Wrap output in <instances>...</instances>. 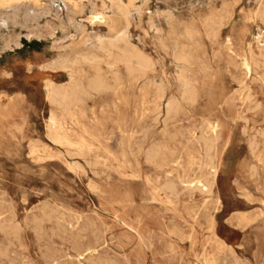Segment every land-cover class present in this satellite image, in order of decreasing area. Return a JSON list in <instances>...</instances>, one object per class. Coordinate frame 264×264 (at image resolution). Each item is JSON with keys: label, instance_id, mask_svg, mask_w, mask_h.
<instances>
[{"label": "rangeland", "instance_id": "374dc122", "mask_svg": "<svg viewBox=\"0 0 264 264\" xmlns=\"http://www.w3.org/2000/svg\"><path fill=\"white\" fill-rule=\"evenodd\" d=\"M39 2L32 0L29 18L10 14L0 21V264H264V21L258 16L264 0ZM93 9L106 11L111 24H91ZM121 35L153 62L147 75L130 77L123 63L100 51L104 39ZM66 57L74 68H61ZM97 70L111 86L120 77L122 86L88 89L84 115L66 118L68 139L84 141V148L57 145L47 123L61 110L47 99L45 83L62 88L78 78L87 85ZM153 144L171 151L168 162L147 160ZM218 149L213 193L191 189L189 181L209 171Z\"/></svg>", "mask_w": 264, "mask_h": 264}, {"label": "bare ground", "instance_id": "6f19581e", "mask_svg": "<svg viewBox=\"0 0 264 264\" xmlns=\"http://www.w3.org/2000/svg\"><path fill=\"white\" fill-rule=\"evenodd\" d=\"M72 1V0H71ZM35 2V1H34ZM113 2V1H112ZM161 2V1H160ZM40 2H39V0H38V4H39ZM73 3V2H72ZM71 3V4H72ZM77 3V2H76ZM78 3H79V1H78ZM120 4H122L121 2H119ZM34 4H36V3H34ZM44 4V3H43ZM64 4H65V6H66V10L68 11V12H71L72 11V9H71V6L72 5H70V2L69 1H66V2H64ZM103 4H104V2H103ZM45 5V4H44ZM89 5V4H88ZM91 5V4H90ZM35 6V5H34ZM43 6V5H42ZM106 6H108V5H106ZM123 6V5H122ZM73 7H74V5H73ZM125 7V6H124ZM39 8V7H38ZM44 8V7H43ZM51 8V7H50ZM92 8V7H91ZM103 8V7H102ZM259 8V7H258ZM82 9H84V8H82ZM104 9H105V7H104ZM112 9H114V8H112ZM49 10V9H48ZM119 10V9H118ZM140 10V9H139ZM34 8H33V4H32V0H0V21H2V22H5L6 20H7V17H8V15H10V14H12V15H18V14H20V13H24V15H25V17L26 18H29V16H33V14H34ZM56 11V10H55ZM109 11V10H108ZM115 11V10H114ZM114 11L112 10L111 11V13L113 12L114 13ZM127 11H129V10H127ZM162 12H164V11H162ZM120 17H123V18H127V13L128 12H126L125 11V9H123V10H120ZM141 13V12H140ZM144 13V12H143ZM56 14V13H55ZM129 15H131L130 13H129ZM128 15V16H129ZM159 15V14H158ZM157 15V16H158ZM207 15V14H206ZM59 16V15H58ZM112 16H114L113 14H112ZM118 16V15H117ZM141 16V15H140ZM201 16H204V15H201ZM258 16L261 18V20L262 21H264V8L262 9V10H260V11H258ZM143 17V16H142ZM215 17V16H214ZM69 18V17H68ZM204 18V17H203ZM210 17H208V19H209ZM217 18V17H216ZM10 19V18H9ZM67 19V18H66ZM89 19H90V23L91 24H96V25H101V24H103L104 26H106L107 24H111V22L109 23V21H110V16H108L107 14H106V11H96L95 9H93V11H92V14L90 15V17H89ZM114 19V18H113ZM125 19H123V20H125ZM131 20V19H130ZM224 20V19H223ZM61 21V20H60ZM72 21H73V19H72ZM82 21V20H81ZM191 21V20H190ZM201 21V20H200ZM209 21V20H208ZM207 21V22H208ZM14 22V21H13ZM69 22V21H68ZM170 22V21H169ZM205 22V21H204ZM206 22V23H207ZM116 23V22H115ZM127 23H130L129 21H127ZM126 23V24H127ZM175 23V22H174ZM214 23V22H213ZM212 22H211V24H213ZM202 24V23H201ZM217 24V23H216ZM16 25V24H15ZM14 25V26H15ZM69 25V24H68ZM118 25V24H117ZM190 25V24H189ZM131 26V25H130ZM210 26V25H209ZM224 26V25H223ZM77 27H79V26H77ZM2 28V27H1ZM107 28V27H106ZM125 28H128V25H127V27H125ZM130 28V27H129ZM151 28V27H150ZM210 28V27H209ZM222 28V27H221ZM152 29V28H151ZM155 29V28H154ZM186 29H187V27H186ZM189 29V28H188ZM188 29H187V31H188ZM64 30V29H63ZM85 30V29H84ZM120 30V29H119ZM128 30V29H127ZM126 30V31H127ZM158 30V29H157ZM174 30V29H173ZM211 30V29H210ZM83 31V30H82ZM159 31V30H158ZM161 31H162V29H161ZM176 31V30H175ZM120 32V31H119ZM185 32V31H184ZM189 32V31H188ZM118 33V32H117ZM163 33V32H162ZM210 34H211V32H209ZM119 34V33H118ZM155 34H156V32H155ZM161 34V33H160ZM187 34V33H186ZM190 34L192 35V33H191V30H190ZM197 34V33H196ZM31 35V34H30ZM109 36H110V34H108ZM107 35V36H108ZM122 35H124V34H122ZM121 35V36H122ZM199 35V34H198ZM118 36V35H117ZM119 36V38H115L116 40L114 41H110L109 42V40H108V42H107V44H104V42L106 41L105 39V41L103 42H99L100 44H98V45H100V51L102 50H104V51H106L107 53H108V55L107 54H105V56L107 55V57L108 56H112V58L114 57V60H115V62H113V63H123V65H125V69H126V72H127V74L130 76V77H133V78H138L139 76H145V74H146V72H147V70L149 71H151V68H150V66L152 65H150V63L152 62H150V60H148L147 58H149L148 56L147 57H145L142 53H140L138 50H137V48H129L128 47V44H127V42H126V38L124 39V37L122 36ZM124 36H126V34L124 35ZM128 36V35H127ZM216 36V35H215ZM214 36V37H215ZM91 37H93V36H91ZM99 37V36H98ZM168 37V36H167ZM189 37H190V35H189ZM192 37V36H191ZM206 37V36H205ZM96 38V37H95ZM112 38V37H111ZM208 38V37H207ZM166 39H168V38H166ZM179 39V38H178ZM181 39H183L182 37H181ZM186 39V38H185ZM190 40H191V38H189ZM68 40V39H67ZM97 40V39H96ZM112 40V39H111ZM129 39H127V41H128ZM175 40V39H174ZM214 40H215V38H214ZM93 41H94V39H93ZM171 41V40H170ZM173 41V40H172ZM171 41V42H172ZM188 41V40H187ZM218 41V40H217ZM87 42H89V41H87ZM122 42H124V46L123 45H121V46H119L118 45V43H122ZM156 42H157V40H156ZM160 42H161V40H160ZM168 42V41H167ZM174 42H176V41H174ZM198 42V41H197ZM196 42V43H197ZM94 43V42H93ZM158 44H159V40H158V42H157ZM166 43V42H165ZM170 43V42H169ZM177 43V42H176ZM258 43V42H257ZM52 44H54V42L52 43ZM85 44V43H84ZM90 44H92V43H90ZM171 44V43H170ZM173 45H174V43H172ZM63 45V44H62ZM92 45H94V44H92ZM161 45H162V43H161ZM183 45V44H182ZM189 45V44H188ZM217 45H218V42H217ZM83 46V45H82ZM133 46V45H132ZM164 46V45H163ZM172 46V45H171ZM263 46V45H262ZM87 47V46H86ZM126 47H128V48H126ZM186 47V46H185ZM219 47V46H218ZM82 48V50H83V47H81ZM81 48L80 49H78V51L79 50H81ZM88 48V47H87ZM162 48V47H161ZM165 48V47H164ZM167 48V47H166ZM163 49L164 51L165 50H167L168 51V48L167 49ZM184 48V47H183ZM91 49V48H90ZM173 49V48H172ZM86 50V49H85ZM92 50H95V49H92ZM91 50V51H92ZM163 50H162V52H163ZM183 50V49H182ZM250 50H252V49H250ZM86 51H88V50H86ZM97 51H99V50H97ZM68 52V51H67ZM84 52V51H83ZM182 52V51H181ZM261 52V51H260ZM71 53V52H70ZM78 53V52H77ZM94 53V52H93ZM92 53V54H93ZM105 53V52H104ZM165 53V52H164ZM184 53H185V51H184ZM251 53V52H250ZM253 53V52H252ZM251 53V54H252ZM75 54V53H74ZM83 54H85V53H83ZM88 54V53H87ZM91 54V53H90ZM101 54V53H100ZM182 54V53H181ZM197 54V53H196ZM195 54V55H196ZM250 54V55H251ZM81 55V54H80ZM260 55V54H259ZM262 55V54H261ZM83 56V55H82ZM91 56V55H90ZM93 56H95V54L93 55ZM92 56V57H93ZM197 56V55H196ZM256 56L257 55H255V58H256ZM62 57V56H61ZM84 57V56H83ZM86 57V56H85ZM92 57H90V58H92ZM104 57V56H103ZM247 57V56H246ZM258 58H259V56H257ZM59 58V57H58ZM67 58V57H66ZM63 59L62 58V60H60L58 63L59 64H61L62 63V67L61 68H67V69H71L73 66L72 65H70L69 63H71L68 59L70 58H67V59ZM95 58H96V56H95ZM105 58V57H104ZM263 58H264V56H263ZM75 59H77V58H75ZM79 59H81V58H78V60ZM87 59H89V58H87ZM86 59V60H87ZM150 59V58H149ZM176 59V58H175ZM177 59H179V58H177ZM176 59V60H177ZM181 59H182V61H185V62H188L189 61V59L190 58H188V56H186V54H184V55H181ZM199 59V58H198ZM78 60H77V62H78ZM89 60H91V59H89ZM92 60H94V57H93V59ZM91 60V61H92ZM96 60V59H95ZM104 60V59H103ZM108 60H111L110 58L108 59ZM83 61V60H82ZM90 61V62H91ZM107 61V60H106ZM179 61V60H178ZM191 61H192V59H191ZM257 61V60H256ZM76 62V61H75ZM80 62H81V60H80ZM85 62V61H84ZM89 62V63H90ZM177 62V61H176ZM201 62H203L202 60H201ZM238 62V61H237ZM74 63V62H73ZM88 62H86V64H87ZM93 63H94V61H93ZM93 63H92V65H93ZM112 63V64H113ZM153 63V62H152ZM179 63H180V61H179ZM261 63V62H260ZM52 64V63H51ZM58 64V65H59ZM79 64V67H80V63H78ZM78 64H77V66H78ZM91 64V63H90ZM111 64V65H112ZM188 64V63H187ZM50 65V64H49ZM89 65V64H88ZM92 65H91V67H92ZM111 65H109V66H111ZM153 65H155V64H153ZM195 65V64H194ZM194 65L192 66V67H194ZM203 65V64H202ZM234 65V64H233ZM239 65V64H238ZM264 65V64H263ZM76 66V65H75ZM83 66V65H82ZM99 66H100V64H99ZM105 66V65H104ZM115 66V65H114ZM199 66V65H198ZM200 66H201V64H200ZM207 66V65H206ZM243 66L244 67H246V69L247 70H250V62H249V60H247V58L246 59H244V61H243ZM262 66V65H261ZM47 67H49V66H47ZM52 67H53V65H52ZM51 67V68H52ZM90 67V66H89ZM93 67H95V66H93ZM152 67V66H151ZM183 67H185V66H183ZM188 67H189V64H188ZM202 67H204V66H202ZM263 67V66H262ZM74 68V67H73ZM83 68V67H82ZM82 68H80V69H82ZM96 68H97V66H96ZM95 68V69H96ZM98 68H100V67H98ZM97 68V69H98ZM106 68V67H105ZM150 68V69H149ZM198 68V67H197ZM208 68V67H207ZM206 68V69H207ZM261 68V67H260ZM45 69H47V68H45ZM50 69V68H49ZM55 69H56V67H55ZM55 69H50V70H55ZM58 70H59V68H57ZM94 69V70H95ZM190 69V68H189ZM195 69V68H194ZM203 69V68H202ZM205 69V70H206ZM257 69V68H256ZM49 70V71H50ZM88 70H90V68L88 69ZM116 70H117V68H116ZM152 70H153V67H152ZM188 70V69H187ZM57 71V70H56ZM65 71V70H64ZM75 71H83V70H75ZM74 71V72H75ZM91 71H93V69L91 70ZM98 71V70H97ZM101 72L103 71V70H100ZM190 71V70H189ZM229 71V70H228ZM254 71V70H253ZM73 72V73H74ZM94 72V71H93ZM92 72V73H93ZM181 72V75H183V74H186V73H183L182 71H180ZM185 72V71H184ZM198 72H199V70H198ZM197 72V73H198ZM201 72V71H200ZM103 73V72H102ZM119 73V72H118ZM183 73V74H182ZM86 74V73H85ZM94 74V73H93ZM189 74V73H188ZM77 75H79V73L77 74ZM106 75V74H105ZM116 75V74H115ZM114 75V76H115ZM118 75H120V73L118 74ZM123 75V74H122ZM147 75V74H146ZM180 75V76H181ZM190 75V74H189ZM188 75V76H189ZM253 75H255L254 74V72H253ZM257 75V74H256ZM107 76V75H106ZM113 76V75H112ZM117 76V75H116ZM179 76V77H180ZM109 77V76H108ZM178 77V78H179ZM185 77H186V75H185ZM245 77V76H244ZM263 77V76H262ZM182 78V77H181ZM264 78V77H263ZM85 79H86V77H85ZM109 79V78H108ZM185 79H187V78H185ZM214 79V78H213ZM73 80V79H72ZM179 80V79H178ZM188 80V79H187ZM122 81L123 80H121V78L120 77H117L116 79H115V83H114V85L113 86H111L108 82H107V80L100 74V72L98 71L97 72V74L95 75V77L92 79V80H88V84L86 85L84 82H83V79H78V78H75L73 81H72V83L69 85V86H67V87H62V88H60V87H57L56 85H54L53 83H51V82H49V81H47L46 83H45V91H46V96H47V99L50 101V103L51 104H54V105H56V106H58L59 107V109L61 110V116H58V115H56L53 111H52V113H51V117H50V119H49V121H48V123H47V136L49 137V139H51V141H53L54 143H56L57 145L58 144H66V145H72V146H74V147H77L78 149H83L84 148V145H85V142L84 141H81V142H79V143H77V144H72L71 143V141L68 139V134H69V129H68V127H67V122H66V118L67 117H69L71 120H73V118L75 117V115L76 114H81V115H84V100H83V98H84V96L87 94V92H88V89L90 90V91H93L94 90V93H96L95 91H102V90H107V89H117L118 87H120V86H122ZM149 81V80H148ZM185 81V80H184ZM110 82V81H109ZM151 82V81H150ZM179 82V81H178ZM192 82V81H191ZM190 82V83H191ZM196 82V81H195ZM239 82V81H238ZM152 83V82H151ZM163 83V82H162ZM182 83V82H181ZM189 83V82H188ZM197 83V82H196ZM195 83V84H196ZM246 83V82H245ZM183 84V83H182ZM185 84H187V81L185 82ZM184 84V85H185ZM251 84V83H250ZM253 84V83H252ZM183 85V86H184ZM197 85V84H196ZM160 86V85H159ZM187 86V85H186ZM156 87V86H155ZM158 87V86H157ZM156 87V88H157ZM188 87V86H187ZM186 88V87H185ZM245 88V87H244ZM158 89H160V88H158ZM158 89H156L157 91H160V90H158ZM187 89V88H186ZM161 90H163V89H161ZM196 90V89H195ZM166 91V90H165ZM243 91V90H242ZM252 91V90H251ZM250 91V92H251ZM97 92V93H98ZM162 92V91H161ZM160 92V93H161ZM190 92V94H189V96H190V98L192 99V97L195 95L193 92H191V91H189ZM195 92V91H194ZM253 92V91H252ZM156 93H158V92H156ZM242 93V92H241ZM239 95V94H238ZM195 97H197V96H195ZM247 97H249L248 95L246 96V98ZM250 98H252V97H250ZM46 99V100H47ZM249 99V98H248ZM253 99H255L254 97H253ZM163 100V99H162ZM177 100V99H176ZM193 100V99H192ZM194 101V100H193ZM192 101V102H193ZM201 101V100H200ZM245 101H246V99H245ZM250 101V100H249ZM187 102V101H186ZM191 102V101H190ZM196 102H197V100H196ZM252 103V102H251ZM255 103H256V101H255ZM196 104V103H195ZM168 105V104H167ZM259 105V104H258ZM23 106H24V104H23ZM170 106H172L171 104H169L168 105V108L170 107ZM192 106H193V104H192ZM256 106V105H255ZM261 106V105H260ZM259 106V107H260ZM173 107H175V108H177L176 106H174V102H173ZM257 107V106H256ZM258 107V108H259ZM165 108H167L166 106H165ZM171 109H172V112H173V108L172 107H170ZM174 108V109H175ZM251 108V107H250ZM253 108V107H252ZM22 109V108H21ZM162 110V108H159V110ZM171 109H168V110H171ZM160 110V111H161ZM256 110V109H255ZM259 110V109H258ZM27 111V110H26ZM166 111V110H165ZM247 111V110H246ZM50 112V111H49ZM167 112V111H166ZM176 112V111H175ZM253 112V111H252ZM26 114H27V112H26ZM166 114H168L169 115V112H167ZM165 114V115H166ZM171 114V113H170ZM28 115V114H27ZM167 115V116H168ZM161 116V115H160ZM166 116V118H168V117H170V116H168L167 117ZM28 117V116H27ZM243 117V116H242ZM76 118V117H75ZM159 118V117H158ZM176 118V117H175ZM160 119V118H159ZM158 119V120H159ZM169 119V118H168ZM24 120H25V118H24ZM21 121V120H20ZM157 121V120H156ZM167 121V120H166ZM181 121V120H180ZM26 122H27V120H26ZM74 122V121H73ZM155 122V121H154ZM153 122V123H154ZM170 122V121H169ZM27 124V123H26ZM157 124H158V122H157ZM164 124V123H163ZM203 125V124H202ZM210 127H211V125L210 124H208ZM27 126V125H26ZM167 127V126H166ZM212 128V130L213 131H216L217 130V128H219V125L218 126H212L211 127ZM14 131H15V129H14ZM203 131V130H202ZM202 131H201V133H202ZM246 131V130H245ZM245 131H244V133H245ZM16 132V131H15ZM25 132V131H24ZM247 133V132H246ZM246 133L244 134V137H245V135H246ZM258 133V132H257ZM213 135H214V133H213ZM264 135V134H263ZM25 136V135H24ZM216 136H217V134H216ZM246 136H248V135H246ZM260 136V135H259ZM255 137V136H254ZM216 138V137H215ZM261 138H262V135H261ZM264 138V137H263ZM48 139V138H47ZM253 139V138H252ZM255 139H257L256 137H255ZM18 140V139H17ZM25 140H26V138H25ZM217 140H219V139H216V141ZM251 140V139H250ZM249 140V141H250ZM199 141H200V139H199ZM205 141V140H204ZM201 142V141H200ZM218 143V142H217ZM254 143H255V141H254ZM216 144V143H215ZM252 144V143H251ZM250 144V150L253 148L254 149V147H252L251 148V145ZM31 145V144H30ZM37 145V144H36ZM53 145V144H52ZM225 145H227V143H225ZM224 145V146H225ZM254 145V144H253ZM257 145V144H256ZM214 146V145H213ZM212 146V147H213ZM93 147V146H92ZM61 148V147H60ZM211 148V147H210ZM262 148H263V146H262ZM46 149V148H45ZM48 149V148H47ZM58 149V148H57ZM214 149V148H213ZM257 149H258V147H257ZM39 150V149H38ZM206 150V149H205ZM211 150V149H210ZM252 151V150H251ZM61 152V151H60ZM170 150L167 148V147H165L164 145H161V144H153L149 149H148V151H147V160L151 163V162H168L169 160H170ZM254 151H252V153H253ZM257 152V151H256ZM255 152V153H256ZM30 153V152H29ZM38 153H40V152H38ZM140 153V152H139ZM210 153V152H209ZM211 153H213V151H211ZM210 153V154H211ZM254 153V154H255ZM63 154V153H62ZM221 154L222 153H220V150L218 149V155H216V156H214L213 158L211 157L210 159H209V162H211V164H210V167H209V171L208 172H206V173H204V172H202V173H200L199 175H197L196 177H194L192 180H190L189 181V185H191V186H189L191 189H200V191L201 192H208V193H213V187H214V184H215V180H216V176H217V172H218V167H219V162H221ZM64 155V154H63ZM253 155V154H252ZM66 156V155H65ZM207 156V155H206ZM68 158V157H67ZM65 159V158H64ZM217 160V161H216ZM83 161V160H82ZM196 161V160H195ZM32 162V161H31ZM38 162V161H37ZM215 162H218V164H216ZM152 164V163H151ZM77 165V164H76ZM75 165V166H76ZM79 166H82V165H80V164H78ZM117 166V165H116ZM208 167V165H205V167ZM77 168V167H76ZM75 168V169H76ZM205 169V168H204ZM251 169H253V166L251 167ZM251 169H250V171H251ZM256 169V168H255ZM80 170H82V169H80ZM254 170V169H253ZM253 170H252V172H253ZM90 171V170H89ZM82 172H83V170H82ZM80 173H81V171H80ZM256 173V172H255ZM79 174V173H78ZM104 174V173H103ZM257 175V174H256ZM253 176V178L255 179V177H254V175H252ZM252 176H251V178L250 179H252ZM260 178V177H259ZM254 179H252V180H254ZM193 185V186H192ZM170 183H169V185H168V191L171 189L172 190V192H174L173 190H174V188L175 187H173V186H170ZM175 186V185H174ZM165 187V186H164ZM167 187V186H166ZM184 187H186V186H184ZM176 189V188H175ZM186 189V188H185ZM204 189H205V191H204ZM187 191H188V188H187ZM186 191V192H187ZM93 192V191H92ZM158 192V191H157ZM156 192V193H157ZM169 192H171V191H169ZM183 192V191H182ZM175 193V192H174ZM173 193V194H174ZM201 194V193H200ZM205 194H207V193H205ZM205 194H204V196H205ZM3 195H4V193H3ZM6 195V194H5ZM182 195V194H181ZM170 196H171V194H170ZM6 197H8V196H6ZM3 199V198H2ZM2 202H4V201H2ZM47 202V201H46ZM170 202V201H169ZM172 203V202H171ZM47 204V203H46ZM49 205V204H48ZM221 205H222V203H221ZM47 206V205H46ZM46 206H44L43 208H45ZM51 206V205H50ZM51 208V207H50ZM53 209H54V207H53ZM43 210V209H42ZM46 210V209H45ZM204 210V209H203ZM46 211H48V209L46 210ZM50 211V210H49ZM35 212V211H34ZM38 212H39V210H38ZM42 212V211H41ZM40 212V213H41ZM43 212H45V211H43ZM42 212V213H43ZM41 213V214H42ZM47 214H49L50 215V213H47ZM45 215V214H44ZM49 215H47L48 217H49ZM54 215H56V214H54ZM40 216V215H39ZM47 216H46V218H47ZM39 218V217H38ZM43 218V217H42ZM52 218H54V217H52ZM56 218V217H55ZM35 219V218H34ZM41 219V218H40ZM49 219V218H48ZM245 221H248V219L245 217V218H243ZM26 220V219H25ZM25 220H24V222H25ZM27 220H28V218H27ZM37 220V219H36ZM35 220V221H36ZM43 220H44V218H43ZM53 220V219H52ZM38 221V223H39V219L37 220ZM36 221V222H37ZM42 221V220H41ZM44 221H46V220H44ZM48 221L49 220H47V222H46V224H48ZM59 221V220H58ZM58 221H57V224H58ZM28 222V221H27ZM26 222V223H27ZM31 222V221H30ZM43 222V221H42ZM55 222V221H54ZM66 222V221H65ZM121 222V221H120ZM17 223V222H16ZM31 223H34V222H31ZM30 223V224H31ZM67 223V222H66ZM35 225H36V223H34ZM33 224V225H34ZM42 224V223H41ZM54 224L55 223H53V225H52V228L53 227H55L54 226ZM60 224H61V221H60ZM60 224H58V225H60ZM15 225V224H14ZM95 225H96V223H95ZM2 226V225H1ZM0 226V227H1ZM20 226V225H19ZM41 226H43V225H41ZM61 226H63V225H61ZM67 226V225H66ZM38 227V226H37ZM44 227H46V226H44ZM48 227V226H47ZM56 227H58V226H56ZM91 227H92V225H91ZM125 227H126V225H125ZM2 228H6L5 226L4 227H2ZM9 228H11V227H9ZM9 228H7V232H8V229ZM17 228H18V226H17ZM16 228V229H17ZM28 228V227H27ZM36 228V227H35ZM34 228V229H35ZM39 228V227H38ZM60 228V227H59ZM62 228V227H61ZM66 228V227H65ZM127 228V227H126ZM1 229V228H0ZM11 229H14V228H11ZM15 229V230H16ZM22 229V228H21ZM20 229V230H21ZM30 229V228H29ZM28 229V230H29ZM64 229V228H63ZM89 229H91L92 230V228H88V230ZM128 229V228H127ZM18 230H19V228H18ZM31 230V229H30ZM54 230V229H53ZM56 230V229H55ZM58 230V229H57ZM61 230V229H60ZM101 230V229H100ZM6 231V230H5ZM9 231H10V229H9ZM13 231V230H12ZM32 231V230H31ZM43 231V230H42ZM59 231V230H58ZM62 231V230H61ZM64 231H66L65 229H64ZM3 232H4V230H3ZM3 232H1V234L3 233ZM23 232V231H22ZM36 232H38V231H36ZM51 232H53V231H51ZM57 232V231H56ZM134 232V231H133ZM9 233V232H8ZM61 232H59V234H60ZM67 233V232H66ZM102 232L100 231V234H101ZM216 233V232H215ZM4 234H6V232L4 233ZM34 234V233H33ZM53 234V233H52ZM51 234V235H52ZM98 234V233H97ZM103 234H105V230H104V233ZM7 235V234H6ZM15 235V234H14ZM17 235V234H16ZM15 235V236H16ZM40 235V234H39ZM54 235V234H53ZM52 235V236H53ZM64 235V234H63ZM73 235V234H72ZM102 235V234H101ZM123 235V234H122ZM135 235H136V233H135ZM138 235V234H137ZM177 235V234H176ZM41 236V235H40ZM39 236V237H40ZM43 236V235H42ZM42 236H41V238H42ZM47 236H50V234H49V232H48V235ZM57 238H58V235H55ZM67 236V235H66ZM103 236V235H102ZM124 236H126V235H124ZM10 237V236H9ZM21 237V236H20ZM61 237V236H60ZM11 238V237H10ZM9 238V239H10ZM57 238H55V239H57ZM64 238H65V236H64ZM6 239V238H5ZM59 239V238H58ZM71 239V238H70ZM128 239V238H127ZM141 239V238H140ZM179 239V238H178ZM201 239V238H200ZM8 240V239H7ZM15 240V239H14ZM105 240H106V238H105ZM139 240V239H138ZM8 241H10V240H8ZM19 241H21V240H19ZM44 241V240H43ZM53 241V240H52ZM130 241V240H129ZM11 242V241H10ZM118 242V241H117ZM126 242H128V241H126ZM142 242V241H141ZM83 243V242H82ZM106 243V242H105ZM11 244V243H10ZM14 244V243H13ZM56 244V243H55ZM71 244V243H70ZM107 244V243H106ZM25 245V244H24ZM24 245H22V247L24 246ZM113 245V244H112ZM121 245V244H120ZM123 245H125V244H123ZM138 245V244H137ZM150 245V244H149ZM15 246V245H14ZM14 246H13V248H14ZM57 246V245H56ZM65 246V245H64ZM104 246V245H103ZM107 246V245H106ZM111 246V245H110ZM22 247H21V249H22ZM66 247V246H65ZM72 247V246H71ZM105 247V246H104ZM119 247H121V246H119ZM138 247V246H137ZM140 247V246H139ZM145 247H148V246H145ZM150 248H152V247H150ZM7 249V248H6ZM10 250L12 249V248H9ZM102 249V248H101ZM120 249V248H119ZM4 250V249H3ZM23 250H24V248H23ZM43 250V249H42ZM65 250V249H64ZM69 250V249H68ZM88 250V249H87ZM105 250V249H104ZM108 250H111V249H108ZM116 250V249H115ZM40 251V250H39ZM120 251V250H119ZM122 251H123V249H122ZM201 251H202V249H201ZM2 252V251H1ZM5 252V251H4ZM8 252H9V250H8ZM7 252V253H8ZM23 252V251H22ZM124 252V251H123ZM10 253V252H9ZM40 253H41V251H40ZM65 253V252H64ZM69 253V252H68ZM88 253H90V252H88ZM105 253V252H104ZM107 253V252H106ZM3 254V253H2ZM4 254H6V252L4 253ZM98 254V253H97ZM1 255V254H0ZM9 255V254H8ZM24 255V254H23ZM80 255V254H79ZM95 255V254H94ZM108 255H109V253H108ZM116 255V254H115ZM147 255V254H146ZM159 255V254H158ZM3 256H5V255H3ZM2 256V257H3ZM14 256V255H13ZM19 256H20V254H19ZM18 256V257H19ZM102 256V255H101ZM101 256H99V257H101ZM125 256V255H124ZM45 257V256H44ZM59 257V256H58ZM105 257V256H104ZM8 258V257H7ZM46 258V257H45ZM82 258V257H81ZM95 258V257H94ZM106 258V257H105ZM113 258V257H112ZM115 258V257H114ZM118 258H119V256H118ZM124 258V257H123ZM16 259V258H15ZM26 259H28V258H26ZM51 259H52V257H51ZM71 259V258H70ZM85 259H86V257H85ZM99 259V258H98ZM125 260H126V257L124 258ZM161 259V258H160ZM225 259V258H224ZM4 260H6V258L4 259ZM8 260V259H7ZM10 260V259H9ZM44 260V259H43ZM54 260V259H53ZM57 260H59V259H57ZM67 260V259H66ZM80 260H82V259H80ZM97 260V259H96ZM103 260V259H102ZM116 260V259H115ZM118 260H120V259H118ZM124 260V261H125ZM153 260V259H152ZM3 261V260H2ZM12 261H13V259H12ZM11 261V262H12ZM25 261V260H24ZM27 261V260H26ZM68 261V260H67ZM83 261V260H82ZM87 261H89V260H86V264H87ZM95 260L93 259V262H94ZM99 261V260H98ZM107 261V260H106ZM114 261V260H113ZM124 261H123V263H124ZM237 261V260H236ZM14 262V261H13ZM60 262V261H59ZM66 262V261H65ZM69 262V261H68ZM85 262V261H84ZM91 262H92V259H91V261H90V264H91ZM109 262H111V260L109 261ZM116 262V261H115ZM129 262V261H128ZM138 262V261H137ZM5 263V262H4ZM9 263V262H8ZM14 263H17L16 261L14 262ZM99 263V262H98ZM101 263V262H100ZM99 263V264H100ZM151 263V262H150ZM6 264V263H5ZM80 264V263H79ZM93 264V263H92ZM95 264V263H94ZM108 264V263H107ZM112 264V263H111ZM115 264H117V263H115ZM205 264V263H204Z\"/></svg>", "mask_w": 264, "mask_h": 264}]
</instances>
